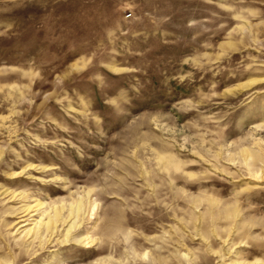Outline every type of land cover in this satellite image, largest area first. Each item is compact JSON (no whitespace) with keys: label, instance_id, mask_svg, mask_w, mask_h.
<instances>
[{"label":"rangeland","instance_id":"rangeland-1","mask_svg":"<svg viewBox=\"0 0 264 264\" xmlns=\"http://www.w3.org/2000/svg\"><path fill=\"white\" fill-rule=\"evenodd\" d=\"M0 264H264V0H0Z\"/></svg>","mask_w":264,"mask_h":264},{"label":"built area","instance_id":"built-area-1","mask_svg":"<svg viewBox=\"0 0 264 264\" xmlns=\"http://www.w3.org/2000/svg\"><path fill=\"white\" fill-rule=\"evenodd\" d=\"M130 16H132V13H131V12H129V13L127 14V17H130Z\"/></svg>","mask_w":264,"mask_h":264}]
</instances>
